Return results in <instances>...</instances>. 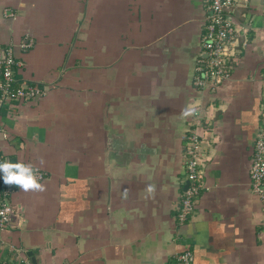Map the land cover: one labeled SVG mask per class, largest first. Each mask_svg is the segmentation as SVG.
I'll return each mask as SVG.
<instances>
[{"label":"crops","instance_id":"crops-1","mask_svg":"<svg viewBox=\"0 0 264 264\" xmlns=\"http://www.w3.org/2000/svg\"><path fill=\"white\" fill-rule=\"evenodd\" d=\"M79 1L0 0V47L48 89L0 114L6 161L40 167L43 157L47 173L46 191L12 193L18 217L0 231V264H177L186 248L194 264H264V197L250 176L264 0H241L246 43L214 91L193 83L206 0H89L78 35ZM204 117L218 142L196 213L180 225L183 137Z\"/></svg>","mask_w":264,"mask_h":264},{"label":"built area","instance_id":"built-area-1","mask_svg":"<svg viewBox=\"0 0 264 264\" xmlns=\"http://www.w3.org/2000/svg\"><path fill=\"white\" fill-rule=\"evenodd\" d=\"M207 16L204 24V34L201 39V52L196 60V74L193 83L197 88H210L212 91L225 83L232 76L233 64L241 53L242 39L247 37V28L239 23L235 17L241 0H206ZM5 14L13 15L10 11ZM35 44L32 36H27L22 42L24 50ZM6 58L0 59V114L5 107L10 111L21 103L35 101L45 96L47 87L21 77L19 69L23 62L14 55L13 46L6 48ZM262 125L255 142L250 176L252 191L264 197V99L260 110ZM208 117V116H207ZM213 122L204 117L196 119L183 137L185 181L188 188L181 194L177 222L187 223L196 213L205 186L206 166L212 159V150L218 142ZM6 161L0 150V162ZM0 172V231L7 228L11 214L15 207L11 201L12 193L18 188L6 185ZM47 177V173L40 169V181ZM177 264H194V253L190 248L179 252L176 256ZM26 264H33L26 259Z\"/></svg>","mask_w":264,"mask_h":264},{"label":"clouds","instance_id":"clouds-1","mask_svg":"<svg viewBox=\"0 0 264 264\" xmlns=\"http://www.w3.org/2000/svg\"><path fill=\"white\" fill-rule=\"evenodd\" d=\"M187 111L185 115H188ZM46 161L43 157L39 158L38 164L40 167L44 166ZM40 167L33 163H25L23 161L0 162V172L3 173L2 179L6 185H15L23 192H44L46 191V184L41 183L38 178ZM151 190V189H149Z\"/></svg>","mask_w":264,"mask_h":264},{"label":"rangeland","instance_id":"rangeland-1","mask_svg":"<svg viewBox=\"0 0 264 264\" xmlns=\"http://www.w3.org/2000/svg\"><path fill=\"white\" fill-rule=\"evenodd\" d=\"M89 0H80L78 5V13L74 14L75 27L78 29V35L80 33L85 34L86 26V6ZM98 2V1H97ZM84 39V38H83Z\"/></svg>","mask_w":264,"mask_h":264},{"label":"water","instance_id":"water-1","mask_svg":"<svg viewBox=\"0 0 264 264\" xmlns=\"http://www.w3.org/2000/svg\"><path fill=\"white\" fill-rule=\"evenodd\" d=\"M6 56H7L6 49L3 48V47H0V59H5ZM188 185H189V182H186L185 187H184V190H186L188 188ZM17 217H18V213L11 214V216H10V222H14V220L16 222Z\"/></svg>","mask_w":264,"mask_h":264}]
</instances>
